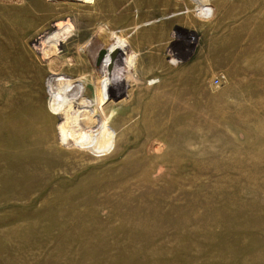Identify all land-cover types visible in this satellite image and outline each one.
I'll return each instance as SVG.
<instances>
[{
  "label": "rangeland",
  "instance_id": "rangeland-1",
  "mask_svg": "<svg viewBox=\"0 0 264 264\" xmlns=\"http://www.w3.org/2000/svg\"><path fill=\"white\" fill-rule=\"evenodd\" d=\"M54 1L0 0V264H264V0L115 39Z\"/></svg>",
  "mask_w": 264,
  "mask_h": 264
},
{
  "label": "bare ground",
  "instance_id": "bare-ground-1",
  "mask_svg": "<svg viewBox=\"0 0 264 264\" xmlns=\"http://www.w3.org/2000/svg\"><path fill=\"white\" fill-rule=\"evenodd\" d=\"M70 1H72V0H70ZM80 1H83V3L80 4V2L78 1L79 3H72L71 2L68 4H63V3L59 4L58 0L54 1L56 3H44L45 7H43V8H45L46 12L43 13V15H44L43 20L45 22L41 28L42 29L41 31L45 30L44 32L47 33L46 31L51 29V27L49 25L52 22V19L53 18H55V19L65 18L67 13H65V11H62V10L66 9V8H70L71 9L70 15L72 17H74V19L77 20V22L82 21V19L83 20H89L90 21L89 26H93L95 29L99 25H103V31H101V33H104V34L108 33V36L111 35L110 37L112 39L116 38V36H114V34L116 33L117 30H120V36H122V37L127 36L126 33H128L129 31H132V33H134V36L136 34L140 35L141 31L144 30L143 27H144V24L147 23V19L163 18L164 20H166V22L176 21L172 13L168 14V13H166V11L164 12V11L159 10L158 4L162 7V5L164 3L165 4H167V3L170 4L172 2L179 3L180 0H167V1L163 0L164 3H161L159 1L158 4H157V2H154V3L149 4V5L148 4L143 5L145 7H148L149 10H146V9L144 10L143 8H141L139 0H80ZM140 1H141V3L143 2L142 0H140ZM198 9H200V11H198ZM75 10L77 11V13H74ZM177 10L180 11V5L179 4L177 6ZM196 10H197L196 12H194V11L190 12L189 15H187V17L185 18L187 20L186 22H188L187 24L192 23L195 19H198L199 21L206 20V19L209 20L208 16H210V14H207V12H205L206 8L203 4L198 5ZM144 13H146V15H143ZM21 17L22 16H20V15H15V17H12L11 20L6 19V18H0V20H1L0 25L3 27V29H4V27L6 29H11V27L13 28L15 25H17L20 22ZM141 18L144 19L143 22H141V20H140ZM181 22H182V18H181ZM1 26H0V31L2 30ZM11 34H13V33H11ZM51 51L52 50L47 51L46 54L47 55L50 54L49 52H51ZM30 53H31V51H30ZM81 53L82 52H78L79 56L81 55ZM51 54H53V53H51ZM16 57H17V55H16ZM63 60L64 59L52 60L51 66L55 69H58L60 67V64L63 63ZM71 61L75 62V58H73ZM65 62H67L68 65H71L74 67L80 66L79 64H77L78 66H75L72 63H69L67 60ZM112 62H113L112 64L115 67L117 64V61H116V63L114 61H112ZM41 67H42V65H41ZM43 67H48V66L44 65ZM86 79H87L86 81H88V82L91 81V78H89V77H86ZM67 86H68L67 89H65L64 87L63 88L61 87L60 90L61 91L64 90L63 92L66 94H69L72 91L74 92L75 87L71 88L72 85L70 84V82L67 84ZM85 92L86 93L88 92L87 89L85 90ZM201 98H203V97L201 96ZM74 102H75V104H79L81 102V97L76 98V99H72L71 101H69L70 104L74 103ZM59 103H61V102H59ZM53 112L55 113V115L57 114V115L62 116V117L64 116V114L60 111V108H58V107L54 106ZM94 123H96V119L92 118V124H94ZM55 125H56V123L54 124V126ZM60 129L63 133H66L68 131L66 129H69V128L64 122V124L61 125ZM45 130L47 132L48 128L47 129L45 128ZM56 139H57V137H55V140Z\"/></svg>",
  "mask_w": 264,
  "mask_h": 264
}]
</instances>
